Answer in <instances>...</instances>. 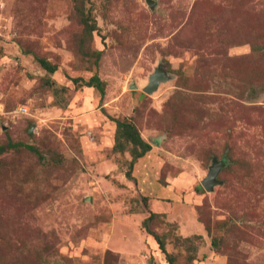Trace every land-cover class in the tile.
I'll list each match as a JSON object with an SVG mask.
<instances>
[{"label": "rangeland", "instance_id": "rangeland-1", "mask_svg": "<svg viewBox=\"0 0 264 264\" xmlns=\"http://www.w3.org/2000/svg\"><path fill=\"white\" fill-rule=\"evenodd\" d=\"M0 104V264H264V0H0Z\"/></svg>", "mask_w": 264, "mask_h": 264}, {"label": "trees", "instance_id": "trees-1", "mask_svg": "<svg viewBox=\"0 0 264 264\" xmlns=\"http://www.w3.org/2000/svg\"><path fill=\"white\" fill-rule=\"evenodd\" d=\"M39 60V63L40 65L48 72L54 70L53 67L49 66L44 60L42 59H38ZM84 85L86 86H94L98 91L99 93L101 92V88L99 86V81L98 79L95 77V76H91L88 81L84 82L83 83ZM115 125H116V129L115 130H119V129H124V132L128 131V130H131V126L128 124V123H123V122H118V121H115ZM116 132V131H115ZM134 132V131H133ZM136 133V132H134ZM135 135V134H134ZM116 139V138H115ZM114 144L116 143V140H114ZM136 142L140 145H142V148L140 149V151L135 154V158H138L140 156H142L148 149H149V145L146 144L140 137L138 134H136ZM113 144V146H114ZM117 144V143H116ZM115 144V145H116ZM128 175V174H127ZM153 213H150L145 219H149L151 216H152ZM157 245H158V248L160 249V251L162 252H165L164 251V247H163V244H162V241L159 239V237H157L156 235H153Z\"/></svg>", "mask_w": 264, "mask_h": 264}, {"label": "water", "instance_id": "water-1", "mask_svg": "<svg viewBox=\"0 0 264 264\" xmlns=\"http://www.w3.org/2000/svg\"><path fill=\"white\" fill-rule=\"evenodd\" d=\"M147 4H150V0H145ZM163 79V75L161 71L155 69L148 77L147 84L143 87L142 91L145 93H149L153 90L158 81ZM219 162H213L212 165L209 167L205 176L201 179L200 184L205 190H209L211 185L215 182V174L219 168Z\"/></svg>", "mask_w": 264, "mask_h": 264}, {"label": "crops", "instance_id": "crops-1", "mask_svg": "<svg viewBox=\"0 0 264 264\" xmlns=\"http://www.w3.org/2000/svg\"><path fill=\"white\" fill-rule=\"evenodd\" d=\"M150 169H151V167H150ZM152 186H153V187H156V185H152ZM156 191H158V192H160L161 194H163V186H159V187H157V188H156ZM157 204H163L162 198H155V199H153L152 202H151V207H153L154 209L162 210V209H160V208H155V205H157ZM155 211H156V210H155ZM162 212H163V210H162ZM181 220H183L182 217H181L180 221H181ZM184 229H185V227H184Z\"/></svg>", "mask_w": 264, "mask_h": 264}, {"label": "built area", "instance_id": "built-area-1", "mask_svg": "<svg viewBox=\"0 0 264 264\" xmlns=\"http://www.w3.org/2000/svg\"><path fill=\"white\" fill-rule=\"evenodd\" d=\"M1 105V104H0ZM2 107H0V109H1ZM15 111L17 112V113H20V112H24L25 111V108L23 107V106H21V105H18V106H16L15 107Z\"/></svg>", "mask_w": 264, "mask_h": 264}]
</instances>
